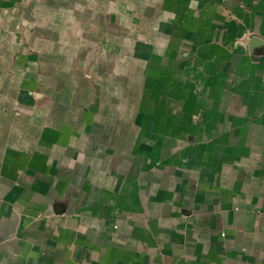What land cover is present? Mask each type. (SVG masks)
Returning a JSON list of instances; mask_svg holds the SVG:
<instances>
[{"label": "crops", "instance_id": "0c3cea01", "mask_svg": "<svg viewBox=\"0 0 264 264\" xmlns=\"http://www.w3.org/2000/svg\"><path fill=\"white\" fill-rule=\"evenodd\" d=\"M0 264H264V0H0Z\"/></svg>", "mask_w": 264, "mask_h": 264}]
</instances>
